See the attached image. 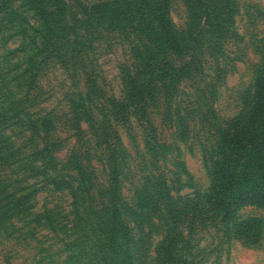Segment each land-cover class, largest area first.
Listing matches in <instances>:
<instances>
[{
  "label": "rangeland",
  "instance_id": "rangeland-1",
  "mask_svg": "<svg viewBox=\"0 0 264 264\" xmlns=\"http://www.w3.org/2000/svg\"><path fill=\"white\" fill-rule=\"evenodd\" d=\"M108 1L113 0L102 2ZM95 3L98 0L71 2L74 7L70 16L81 18V22L74 25L68 20L75 32L68 41H78L68 47V60L37 57L41 67L33 112L41 110L52 117L50 139L58 169L63 166L76 171L77 160H69L76 153L82 156L79 165L96 171L98 187L110 188L112 178L103 157L104 145L98 142L115 143L114 138L107 139L103 134L113 129L119 137L121 155V173L114 181L120 196L117 207L131 229L130 246L135 257L140 253L136 264H160L158 251L166 246L170 235L171 240L177 239L180 254L188 264H264V203L236 202L227 216L209 204L221 138L248 117L256 94L255 81L264 67V0H210L214 11L218 7L215 15L223 27L225 21L233 22L225 26L229 38L210 44L217 25L205 23L202 17L206 29L199 30L205 34L200 37L199 60L194 65L188 39L199 35L200 22L193 15L201 18V13L196 9L194 13L191 0H169L168 15L183 50L167 55L179 78L173 81L170 94L162 87L157 89L155 100L148 102L145 118L133 109L128 113L115 105L128 104L126 74L136 72L140 61L137 56L144 55L146 40H140L135 29L124 25L94 26L81 8ZM14 8L22 13L19 4ZM24 17L31 26L38 25L34 13L26 12ZM9 27L0 34V93L10 96L16 91L19 96L23 70L27 69L24 64L38 50L31 42L32 29L26 27L27 37L21 28ZM215 44L222 50L215 49ZM79 94L89 96L90 102H86V109L75 111ZM75 117L77 130L72 121ZM10 134L18 145H26L20 129ZM34 184L38 192L31 218L20 226L36 227L32 220L48 211L72 233L69 192L55 191L42 179ZM143 191L148 199L142 196ZM87 204L81 207L89 210ZM45 227H36L31 235L18 233V244L13 238L1 240L0 264H9V258L12 264L61 262L65 256H58L60 242Z\"/></svg>",
  "mask_w": 264,
  "mask_h": 264
},
{
  "label": "trees",
  "instance_id": "trees-1",
  "mask_svg": "<svg viewBox=\"0 0 264 264\" xmlns=\"http://www.w3.org/2000/svg\"><path fill=\"white\" fill-rule=\"evenodd\" d=\"M102 1L98 0V3L91 7L81 8L90 23L93 21L94 26L104 24L109 28L124 25L126 28L135 29L140 40H146L143 45L144 55L137 56L140 61L136 72L128 71L126 74L128 104L117 101L118 104L115 105V108L126 110L128 113L133 109L145 118L148 102L155 100L157 89L162 87L170 94L173 81L179 78L176 77L177 72L167 55L169 51L182 53L183 50L182 40L168 15L169 0ZM71 2L77 0H0V34L13 25L21 28V33L28 37V27L34 32L31 42L38 50L24 64L27 69L23 70V89L19 96L16 91H11L10 96L0 93V241L13 238V242L18 244V233L31 235L36 227L46 226L45 228L53 232L54 239L60 242L61 250L58 256H65L61 262L55 264H136L140 253L135 257L130 246L131 229L117 207L120 196L116 187L117 180L116 183L114 181L117 174L121 173L117 131H103V134H107V139L114 138L115 143H112V140L98 142L100 146L104 145L106 157L103 154L101 156L108 164L112 178V188H100L94 173L96 171L89 166L85 170L79 165L82 164V156L76 153L69 159L77 160L76 171L63 166L58 169L50 139L52 117L43 114L44 111L41 110L33 112V100L37 98L34 91L38 88L36 84L41 67L37 57L44 55L48 60L57 59L64 62L68 60V47L78 44V41H68L70 34L75 36L68 20H73L74 25L81 22V18L70 16L74 7ZM191 2L194 13L195 9L199 10L201 18H205V23H211L213 27L217 25L216 33L209 39L210 44L224 42L229 38L230 32L225 26L232 24V20L225 21V29L220 18L215 15L218 13V7L217 11H214L210 0ZM221 3L220 6L224 10L225 3ZM17 4L22 13L14 8ZM26 12L34 13L38 24L36 27L31 26L29 20L24 17ZM197 15H193V19L200 22L197 30L206 29L202 23L204 19L201 21ZM204 34L199 31L197 37L191 35L188 39V51L193 65L198 63L202 45L200 37ZM216 48H219L218 51L222 50V46L218 44ZM255 87L256 94L248 117L233 126L221 138L222 149L217 156L214 173L212 172L214 179L209 204L225 216L235 207L236 202L252 200L264 203V67L256 78ZM86 102H90L89 96L83 97L79 94L75 111L86 109ZM72 121L75 130L79 129L77 117ZM16 129L22 131L26 145H18L12 139L10 133ZM83 154L86 157V153ZM38 179H42L46 186L55 191L69 192L72 200V233H68V226H61L62 224L54 220L48 211L32 220L36 227L20 226L22 221L31 218L33 201L38 192L34 189V182ZM30 181L34 182L30 184ZM144 191L142 196L148 199L150 196ZM84 202H88L89 210L81 207ZM95 204L99 206L98 209ZM25 228L28 230H23ZM164 245L166 246L158 251L160 264H188L184 255L180 254L177 239L171 240L170 235ZM12 261L11 258L7 259L9 264H12Z\"/></svg>",
  "mask_w": 264,
  "mask_h": 264
}]
</instances>
